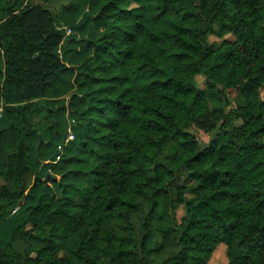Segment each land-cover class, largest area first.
I'll return each instance as SVG.
<instances>
[{
	"label": "trees",
	"instance_id": "16d2710c",
	"mask_svg": "<svg viewBox=\"0 0 264 264\" xmlns=\"http://www.w3.org/2000/svg\"><path fill=\"white\" fill-rule=\"evenodd\" d=\"M55 1L0 0V264H264V0ZM41 103L45 131L75 119L73 191L10 216L58 156ZM45 230L58 245H17Z\"/></svg>",
	"mask_w": 264,
	"mask_h": 264
},
{
	"label": "rangeland",
	"instance_id": "374dc122",
	"mask_svg": "<svg viewBox=\"0 0 264 264\" xmlns=\"http://www.w3.org/2000/svg\"><path fill=\"white\" fill-rule=\"evenodd\" d=\"M66 3V0H62V2L59 0V1H55L54 3L50 4V7L54 10V13L55 14H60L61 13V10L63 8V5ZM143 0H135L134 3L132 4L133 7H140L143 5ZM66 16L67 17H71V14L69 12H66L65 13V17H60L61 21L64 22L65 19H66ZM175 23V20L174 19H171L169 20V22L166 24V26H169V25H173ZM81 38H78V40H80ZM68 55L70 56H79V57H84L86 52H82V53H76L74 51H69L67 53ZM64 78L65 79H69V73L66 72L63 74ZM166 74L165 73H162V72H156L152 75V77H165ZM194 80L199 83V82H202L203 81V76L202 75H196L194 76ZM150 82V78H147V79H144V78H136L133 80V83L135 84H138L141 86L142 90L143 91H147L148 90V84ZM263 92H264V88H263ZM199 138L203 139V140H208L209 139V136L204 133L203 131L201 130H198L196 128H193L191 127L190 128ZM175 141V137H172L171 139V142H174ZM33 179V177H32ZM49 182H51L52 180L49 179L48 180ZM66 187H63V189H65ZM47 193H51V194H54L56 197H62V195H64V192H61V189L58 188L56 185H51L49 186L47 189H44V190H40L38 193H30L29 196H27L26 198H24L20 204L16 205L13 210L9 213L10 216L12 215H15V214H18L20 213L21 211V208L23 206H27L29 204H33L35 202H37L38 198L42 195V194H47ZM67 195H71L72 191H69V192H65ZM74 194V193H73ZM184 212V209L183 208H180L179 211H178V214L179 216H181ZM18 246L20 247H23L27 252L31 251V250H34V249H37L41 246H44V245H58V241L54 238H51V236H49L48 234V231H42L39 233L38 237L35 238L33 241H31V244L25 246L23 244V241L21 242H18L17 243ZM219 254V258H220V261L222 259H224V255L218 251L217 252ZM221 253V254H220ZM167 254H163L162 253V256H166ZM218 257H217V260L216 258L213 259L210 264H219L218 262ZM216 261L218 263H216Z\"/></svg>",
	"mask_w": 264,
	"mask_h": 264
},
{
	"label": "crops",
	"instance_id": "0c3cea01",
	"mask_svg": "<svg viewBox=\"0 0 264 264\" xmlns=\"http://www.w3.org/2000/svg\"><path fill=\"white\" fill-rule=\"evenodd\" d=\"M2 46H3V42L0 41V47H2ZM68 57L71 58V56H68ZM72 59L73 60H70V61H69V59H67V66L69 68H71L73 66V63L77 64L78 62H80L79 57H76V58L73 57ZM0 60H1V62H3L4 57H1ZM84 91L85 90H82L78 87H75L70 93L63 95L62 98H64V101H65V104L67 105V107H69L70 97H71L72 93L77 92V93L81 94ZM46 112H47V109H46L45 103H41L38 112L33 116V121H34L36 128L43 135L42 141H51V142L56 144L58 156H57L56 160H53V161L47 160V161H43L42 163H40L38 175L45 182V186H44L45 188H48L51 185H56L58 188L61 189V192H64V195H65L66 194L65 192L73 191V189H72V187L67 188L69 191L66 188L63 189V187H65V186H63L61 183V175L59 173H56V170L54 169V167H55L56 163L59 161L67 142H69V140L72 139L71 134H73V133H72L71 128L75 122V119L72 115V112H70V110H68V112H67V117L69 119L68 133L56 134V133L51 132L50 130H47V131L44 130V118L46 116ZM81 157L82 156H80L79 158H81ZM76 167L87 169L84 162L80 159L76 160ZM49 179H51L52 181L49 182L48 181Z\"/></svg>",
	"mask_w": 264,
	"mask_h": 264
},
{
	"label": "built area",
	"instance_id": "2783aa9c",
	"mask_svg": "<svg viewBox=\"0 0 264 264\" xmlns=\"http://www.w3.org/2000/svg\"><path fill=\"white\" fill-rule=\"evenodd\" d=\"M58 29L64 30L67 36L74 32L73 28L69 25H60V26H58ZM71 137L73 138L74 135L71 134Z\"/></svg>",
	"mask_w": 264,
	"mask_h": 264
}]
</instances>
